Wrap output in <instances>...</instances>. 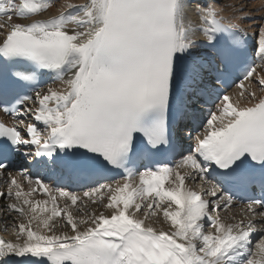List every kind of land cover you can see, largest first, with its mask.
Wrapping results in <instances>:
<instances>
[{"label": "snow or ice", "instance_id": "snow-or-ice-1", "mask_svg": "<svg viewBox=\"0 0 264 264\" xmlns=\"http://www.w3.org/2000/svg\"><path fill=\"white\" fill-rule=\"evenodd\" d=\"M51 7L0 0V111L13 117L0 120V216L17 230L0 236V264H264V63L216 97L187 154L153 163L176 150L173 126L209 94L197 33L227 67L246 47L236 21L251 18L247 5L63 0L40 18ZM257 35L264 62V23ZM46 76L59 84L37 89ZM16 155L34 178L8 171ZM55 167L95 186L54 187L40 170Z\"/></svg>", "mask_w": 264, "mask_h": 264}, {"label": "bare ground", "instance_id": "bare-ground-1", "mask_svg": "<svg viewBox=\"0 0 264 264\" xmlns=\"http://www.w3.org/2000/svg\"><path fill=\"white\" fill-rule=\"evenodd\" d=\"M56 0H54L55 2ZM54 2L52 3V7L48 9V11L42 13L40 18H47L48 16L51 15H55L57 14L58 10H59V5L60 3L63 2V0L61 1H56L55 4ZM74 3H82L83 0H73ZM227 3H231L232 0H226ZM241 2H243L244 4L247 5L246 7V12L248 14V16L251 17V19L253 18V21L251 23L247 22V19H243V20H237L236 22L240 23L244 28H248L251 27L252 25H257L256 28H254V30H252L251 32L253 33L254 36L257 37V40L259 39L258 35H257V30H258V26L261 23H264V0H257V1H247V0H241ZM224 15H230V13H223ZM20 22H24V21H20ZM2 34V33H0ZM203 33H197L196 39L198 41L201 42H205L204 46H201L198 48V54L202 59V62L205 64L208 62V60L211 57V48L209 46H207L208 42H206V39H204V37H202ZM248 83V82H246ZM254 83V82H253ZM59 84V82H55L53 85L51 86H57ZM257 91V95H260V89L257 86L256 89ZM239 91V89L235 90V93H237ZM39 128H41L43 130V126L40 125ZM4 182L2 180H0V186L3 185V187L6 189V187L4 186ZM82 194V193H81ZM36 199H46L45 197H37ZM6 200L4 201H0V209L4 208L3 203H5ZM79 203V202H78ZM103 210V209H101ZM233 212L235 213H239V210H234ZM13 215H15L13 213ZM3 217L0 216V229L3 231L4 236L8 239H14L16 234H17V230L15 227H7V229H5V224L3 222ZM162 220V218H161ZM14 222L12 220H8V224L11 225ZM158 228L159 227H164L165 229H167L168 225L166 222H162V223H158L156 225ZM9 228V229H8ZM6 230H9L8 233L6 232Z\"/></svg>", "mask_w": 264, "mask_h": 264}, {"label": "rangeland", "instance_id": "rangeland-1", "mask_svg": "<svg viewBox=\"0 0 264 264\" xmlns=\"http://www.w3.org/2000/svg\"><path fill=\"white\" fill-rule=\"evenodd\" d=\"M9 229V228H8ZM9 230H6V232L8 233Z\"/></svg>", "mask_w": 264, "mask_h": 264}]
</instances>
